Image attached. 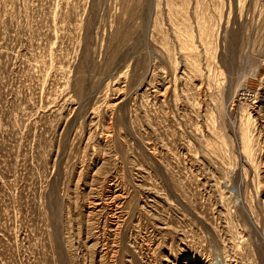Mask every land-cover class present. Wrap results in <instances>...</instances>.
<instances>
[{
	"label": "rangeland",
	"instance_id": "374dc122",
	"mask_svg": "<svg viewBox=\"0 0 264 264\" xmlns=\"http://www.w3.org/2000/svg\"><path fill=\"white\" fill-rule=\"evenodd\" d=\"M0 264H264V0H0Z\"/></svg>",
	"mask_w": 264,
	"mask_h": 264
}]
</instances>
